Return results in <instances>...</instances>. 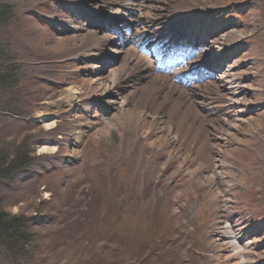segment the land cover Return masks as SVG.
I'll return each instance as SVG.
<instances>
[{"label":"rangeland","instance_id":"rangeland-1","mask_svg":"<svg viewBox=\"0 0 264 264\" xmlns=\"http://www.w3.org/2000/svg\"><path fill=\"white\" fill-rule=\"evenodd\" d=\"M192 1L158 0L157 13L149 15L154 18L149 32L154 41L170 30L181 38V49H193L186 63H180L176 70L179 75L173 77L179 82L175 84L181 89L186 86L187 91H171L169 97L160 101L159 108L157 101L151 102L146 112L151 121L155 113L163 114L174 129L169 133L164 128L162 136H173L177 145L190 154L189 167H183L176 177L173 173L183 164L181 157H175L173 152L170 157L166 148L147 143L150 137H156L158 126L164 124L161 120L149 126L147 135L120 128L96 141L90 137L91 131L80 137L78 123L86 116L80 105L66 104L60 110L43 107L47 102L61 100L64 90L76 79L73 70L78 57L73 54L78 30L72 27L73 17L90 16L95 25H104L102 22L111 14L110 1L0 0L13 5L11 24L2 27L0 34L10 40L15 65L23 75L16 92L20 94L16 98L19 103L13 105H21L24 112L31 114L24 120L0 111V148L10 147L13 140H24L21 148L28 161L21 174L17 172L0 183V201L11 213L45 217L53 212L57 226L47 224V229H59L56 233L60 236L69 234V238H76L77 247L65 251L71 256L69 264L77 260H89L84 264H91L101 259L115 264H212L210 237L214 234L215 217L221 211L211 203L203 182L212 170L192 175L190 170L199 162L207 166L214 163L216 151L204 132L212 126L202 127L196 111L207 114L208 101L220 104L213 107L212 115L224 116L232 109L227 95L217 92L213 83L227 64L239 59L242 69L254 77V112L264 115V0ZM104 15L106 18H99ZM94 24L91 22L92 27ZM119 25L115 23L118 28ZM235 29L243 30V36L222 39L223 34ZM150 48L142 45L140 50L150 55ZM109 58L116 60L114 65L123 61L121 51ZM137 74L134 81L140 79L142 88L147 80ZM208 77L214 80L204 81ZM144 94L151 98L155 95L141 90L139 96ZM3 97L7 106L9 96L0 91V98ZM93 103V111L103 104ZM260 118L262 126L255 132L248 131L246 144L233 145V159L226 162L240 174V178L232 179L234 187L226 189L221 197L227 206L235 203L233 212H239L236 218L226 207L223 221L232 226L234 219L239 225L252 219L257 226L261 222L264 225V118ZM45 144L55 145L56 151L42 152L40 148ZM166 162V170L158 177ZM239 225L235 224L233 230L238 232ZM67 242L71 243L63 238L60 243ZM1 252L0 264H9L6 253ZM246 256L253 259V255Z\"/></svg>","mask_w":264,"mask_h":264},{"label":"bare ground","instance_id":"bare-ground-1","mask_svg":"<svg viewBox=\"0 0 264 264\" xmlns=\"http://www.w3.org/2000/svg\"><path fill=\"white\" fill-rule=\"evenodd\" d=\"M109 1L108 9L111 14L107 18L106 15L99 16L101 19L106 18L102 22L104 25H95L94 19L90 16H84V18L83 15H80V18L75 15L73 17L72 27L78 30L75 34L77 35L76 51L73 54L74 57H78L74 61L76 64L73 70L77 73L76 79L73 85L64 90L65 96L61 100L47 102L43 107L47 110L49 108L60 110V107L66 104L69 107L80 105L86 114L78 123L80 137H84L86 131H91L90 137L96 141L110 136L114 130L118 131L120 128L139 130L147 135L149 126L155 125L158 120H161L164 124L158 126L160 129H157L156 137H150L147 143L156 148H166L170 157L173 156L172 152L175 157H181L183 164L178 166L173 173L176 177L180 176L182 168L189 167L190 154L181 145H177V139L173 136H171L172 139L162 136L161 132L164 128L169 133H172L174 129L173 125L163 117V114L155 113L152 121L146 117L151 102L157 101L156 108H159L160 101L169 97L171 91L187 89L186 86H183L184 90L176 85L175 82L178 81L171 74L162 75L161 72H158V69L156 70L157 62H154L148 54L140 51L141 43L147 39L152 29L154 18L152 19V16L150 18L149 15L157 13L156 8H159V2L157 4L158 0ZM133 3L137 5V8ZM123 12L130 15V18H127ZM90 21L94 24L93 27ZM116 22L120 24L119 28L115 26ZM243 34V30L235 29L221 37L228 39L230 36L234 39L243 36ZM112 43L115 44L112 45ZM118 51L122 52L123 61L114 65L116 60L109 58V55ZM241 64L239 59H234L215 78L208 77L204 80L216 79L213 83L216 91L224 92L227 95L232 109L224 116L212 115L213 107L220 104L208 101L205 103V106L208 105L206 106L207 114L196 111L201 119L202 127H205V124L212 126V128H206L204 132L207 135V142L210 141L211 148L216 151L214 163H209L207 166L206 163L199 162L197 167L190 170L191 175L197 171L203 172L204 169L212 170V175L203 178L211 203L221 209L215 217L214 234L210 237L212 264H264L261 262L264 260L263 223L261 222L257 226L256 220L252 219L246 224L239 225L237 219H234L232 220L233 226L239 225L238 232H236L233 230L231 222L224 223L223 221L226 207H229L230 214L236 218L239 214L238 211L233 212L236 208L232 205L235 203L227 206V201L224 198L221 199L226 193V189L231 190L234 187L232 179L240 175L237 174L234 167L230 168V165L226 163L230 158L233 159L231 148L236 143L246 144L248 131H257L262 126L260 117L264 118L263 113L254 112V109H257L254 104L256 101L252 98L255 96L252 93L255 89L254 81H252L254 77L250 76L251 73L247 69H242ZM137 73L147 80L142 88L139 85L140 79L134 81ZM164 84H168L167 88L164 87ZM141 90L144 93L153 92L155 95L152 98L147 94L139 96ZM158 91H162L163 94H159ZM94 101L103 103L102 106H97L95 111H93ZM171 111L169 112L172 114ZM165 114L170 115L169 113ZM26 116L31 117L30 111L27 112V115L18 114L15 117L29 119ZM50 125H54V122H51ZM197 137L198 134L195 140ZM40 149L42 152L54 153L57 147L45 144ZM24 164L26 166V162ZM166 168L167 162L163 163L158 177L163 175ZM173 175L171 177H174ZM259 229L261 231H258ZM248 254L253 255V259L246 256Z\"/></svg>","mask_w":264,"mask_h":264},{"label":"trees","instance_id":"trees-1","mask_svg":"<svg viewBox=\"0 0 264 264\" xmlns=\"http://www.w3.org/2000/svg\"><path fill=\"white\" fill-rule=\"evenodd\" d=\"M12 6V3H0V29L11 20ZM12 51L10 40L0 34V91L3 95L9 96L7 106L3 101L5 98H0V111L11 113L10 116L15 117L18 114L27 115L29 111L24 112L26 109L21 108V105H13L19 103L16 98H20V94L16 92L22 85L23 75L18 72ZM20 110L21 113H19ZM9 114H5V117ZM24 142L26 141L13 140L10 147L0 148V183L5 182L17 172L21 174L23 169L28 166L24 148H21ZM24 162H26V166ZM52 213L49 212L45 217L39 214L11 213L3 208L0 201V251L6 253L5 258L9 264H69L71 256L67 253L69 248L74 250L77 247L75 245L76 238L74 236L69 238V234L60 236L56 233L60 231L59 229L53 231L47 229L48 225L57 226V221L54 220L55 215ZM63 238L71 241L72 244L69 242L60 243ZM65 244L66 247H64ZM59 247L64 250H58ZM72 260L74 259L72 258ZM84 263L90 262L89 260L74 262V264ZM93 263L115 264L112 261L102 262V259L91 264Z\"/></svg>","mask_w":264,"mask_h":264}]
</instances>
